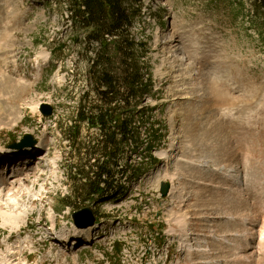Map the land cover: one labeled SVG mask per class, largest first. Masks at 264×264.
<instances>
[{
  "label": "rangeland",
  "instance_id": "obj_1",
  "mask_svg": "<svg viewBox=\"0 0 264 264\" xmlns=\"http://www.w3.org/2000/svg\"><path fill=\"white\" fill-rule=\"evenodd\" d=\"M142 1L130 32L150 46L156 164L99 202L88 238L55 201L76 162L60 126L86 85L83 34L64 0H0V264L263 263L264 22L251 0Z\"/></svg>",
  "mask_w": 264,
  "mask_h": 264
},
{
  "label": "trees",
  "instance_id": "obj_2",
  "mask_svg": "<svg viewBox=\"0 0 264 264\" xmlns=\"http://www.w3.org/2000/svg\"><path fill=\"white\" fill-rule=\"evenodd\" d=\"M254 16L264 22V0H251ZM67 19L83 36L75 43L87 55L86 85L77 94L71 120L60 126L73 166H65L66 192L56 196L58 211L95 208L105 200L124 197L125 183L138 180L154 167L158 130L146 122L151 113L153 76L147 51L130 29L143 22L142 0H64ZM140 59L148 62L140 64ZM148 126V128H147ZM144 129L143 137L140 134ZM84 133V134H83ZM144 150L141 163L128 160ZM96 216V211H93Z\"/></svg>",
  "mask_w": 264,
  "mask_h": 264
},
{
  "label": "water",
  "instance_id": "obj_3",
  "mask_svg": "<svg viewBox=\"0 0 264 264\" xmlns=\"http://www.w3.org/2000/svg\"><path fill=\"white\" fill-rule=\"evenodd\" d=\"M39 111L44 118H48L49 116H51L53 108L48 104H41ZM29 138L30 137H25V139L18 146L23 147L25 145L24 143L28 141ZM32 145L34 144H31L30 146ZM169 189H170V184L168 182H162L160 184V195L162 198H165L168 195ZM81 216L84 217V222L82 223L80 222ZM72 219L78 228L86 229L88 227L93 226L94 224V216L90 208H84L81 211L76 212L75 214L72 215Z\"/></svg>",
  "mask_w": 264,
  "mask_h": 264
},
{
  "label": "bare ground",
  "instance_id": "obj_4",
  "mask_svg": "<svg viewBox=\"0 0 264 264\" xmlns=\"http://www.w3.org/2000/svg\"><path fill=\"white\" fill-rule=\"evenodd\" d=\"M9 7H10V6H9ZM6 9H7V8H6ZM37 65H38V64H37ZM0 119H1V118H0ZM202 134H203V133H202ZM28 142H29V141H26V143H28ZM32 147H33V146H32ZM29 148H30V147H29ZM13 149H21V148H19V147H18V148H10V149H7L6 152H10V151L13 152V151H14ZM224 152H225V150H224ZM227 153H228V152H227ZM229 153H230V152H229ZM221 154H222V153H221ZM8 155H9V154H8ZM225 155H226V154H225ZM225 155H224V156H225ZM236 160H237V159H236ZM232 161H233V160H232ZM232 177H233V176H232ZM171 190H172V191L174 190V186H173V184L171 185ZM171 190H170V195H171ZM238 203H239V205H243L241 201L238 202ZM2 214H3V213H2ZM5 215H6V214H5ZM13 223H14V222H13ZM54 226H55V225L52 226V229H51V230H53ZM15 227H18L17 224L15 225ZM95 228H96V227H95ZM91 229H92V228H91ZM91 229L88 228V231H87V233H88L87 237H88V238L91 237V236H90V234H91V233H90V230H91ZM262 231H264V229H263ZM262 231H261V232H262ZM51 232H52V231H51ZM52 233H53V232H52ZM262 233H263V232H262ZM263 235H264V234H263ZM258 236H259V235H258ZM260 237H261V235H260ZM66 238H68V236H66ZM93 238H94V237H93ZM86 239H87V238H86ZM84 240H85V239H84ZM89 240H91V238H90ZM89 240H87V241H89ZM73 241H74V240H73ZM77 242H78V241H77ZM259 246H263V247H264V236H262V237L260 238V244H259ZM61 249H62V248H61ZM262 262H263V263L260 262V264H264V260H262Z\"/></svg>",
  "mask_w": 264,
  "mask_h": 264
}]
</instances>
